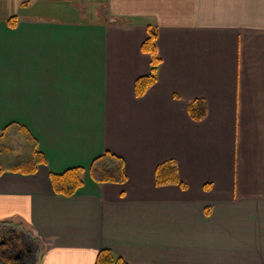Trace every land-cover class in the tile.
<instances>
[{"label":"crops","instance_id":"1","mask_svg":"<svg viewBox=\"0 0 264 264\" xmlns=\"http://www.w3.org/2000/svg\"><path fill=\"white\" fill-rule=\"evenodd\" d=\"M101 3L87 19L73 0H0V129L23 124L46 158L0 175V264L33 243L26 264H94L100 249L128 264H264V0ZM149 26L160 64L138 97ZM103 151L122 157L124 184L90 177ZM167 160L179 182L157 184ZM71 167L83 185L55 193L49 171Z\"/></svg>","mask_w":264,"mask_h":264},{"label":"trees","instance_id":"2","mask_svg":"<svg viewBox=\"0 0 264 264\" xmlns=\"http://www.w3.org/2000/svg\"><path fill=\"white\" fill-rule=\"evenodd\" d=\"M10 22L13 25L11 20ZM157 35V28L149 26L147 36L141 43V50L150 57V68L145 75L135 80L134 92L138 97L157 81L160 64L155 45ZM187 109L191 118L199 120L205 115V101L193 99L188 103ZM40 164H46V158L39 150L35 137L23 124L13 122L0 129V175L5 171L33 174ZM83 172L84 169L80 167H71L62 172L49 171L52 189L59 195H72L83 185ZM88 173L96 182L124 184L127 181L122 157L111 151H103L96 156ZM155 181L157 184L179 182L177 168L172 160L157 165ZM94 264H128V261L109 249H100Z\"/></svg>","mask_w":264,"mask_h":264},{"label":"rangeland","instance_id":"3","mask_svg":"<svg viewBox=\"0 0 264 264\" xmlns=\"http://www.w3.org/2000/svg\"><path fill=\"white\" fill-rule=\"evenodd\" d=\"M30 1L32 2V7H35L36 2H37V4L39 3V0H30ZM73 1L78 6L82 7V9H79L80 10L79 13H81V15H80L81 18L89 19V16H88L89 12H92L91 9H90L91 7L92 8H96L98 6H103V4L101 3V0H82V2H81V0H73ZM64 4H66V3H64ZM87 8H89V9H87ZM83 11L86 12V13H84Z\"/></svg>","mask_w":264,"mask_h":264},{"label":"flooded vegetation","instance_id":"4","mask_svg":"<svg viewBox=\"0 0 264 264\" xmlns=\"http://www.w3.org/2000/svg\"><path fill=\"white\" fill-rule=\"evenodd\" d=\"M17 238L20 237L21 235L19 233H14ZM8 236V241L10 242L9 245H7V248L5 250V252H9V253H12V251L18 247V244H16L15 242H13L11 239H13V237ZM12 241V244H11V241ZM7 241V242H8ZM37 249V245L35 243H33L30 247V249H25V250H22V249H19V253L24 256L25 260H23V264H26V260L29 258V259H34L35 258V250Z\"/></svg>","mask_w":264,"mask_h":264}]
</instances>
